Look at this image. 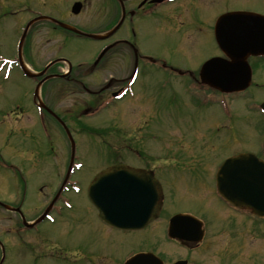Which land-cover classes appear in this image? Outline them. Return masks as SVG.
<instances>
[{"label":"rangeland","instance_id":"1","mask_svg":"<svg viewBox=\"0 0 264 264\" xmlns=\"http://www.w3.org/2000/svg\"><path fill=\"white\" fill-rule=\"evenodd\" d=\"M205 2L206 0H190L188 2L184 11V17L187 19L186 26L185 28H182L180 32L176 30L173 32L170 31L168 29L170 22L168 20H161L157 22L155 16L147 22H139V27L144 31V35L140 39L142 50L155 56L156 58L167 57L171 64L184 69L193 70H195V68L198 67L206 58L215 55L216 47L211 43L209 24L207 23L206 18L207 16H203L202 14V12H204L205 15L207 13L209 15V8L205 7L203 4ZM32 5L36 6L35 3ZM214 5L218 8L224 7L230 9L239 8L255 10L257 7L264 10V0H216ZM19 7L21 8V11L18 13L17 21L19 18H22V0H14L11 7L7 6L8 10ZM9 16H5L0 20V56L2 57L16 56V31L13 19ZM24 16H26V13H24ZM83 18H87L90 21L89 16H84ZM108 18L109 17H107V19ZM101 22L102 20L96 21L95 24H99ZM197 24H199L201 28H203L204 24H206L207 28L200 31L198 33V37L196 39H192L193 42H185L183 37H180V34H183L184 31L188 33L186 34V37L190 35V32L194 34V29H196ZM57 35L60 38V35ZM185 40L187 41L186 38ZM65 43L66 45L64 46H56L54 48L56 54L70 56L73 60L75 59L77 61L81 59L91 60L93 54L97 51L96 48L99 47L98 41L90 40L89 38L77 37L68 39ZM54 55L55 53L53 52L50 55L44 53L37 65H43ZM10 66L12 68V73L8 77L3 79L2 75H0V153L8 162L16 163V166H20L22 168L25 178L24 180L27 185V202L24 208L26 210V215L30 216L32 213L33 215L39 213V210L44 208L45 201L40 203L39 201L40 194H42L41 192L43 191L45 184L54 188L52 190L53 193L57 190L63 174L61 172L65 169V165L69 157V149L67 142L57 125L50 124V126H48V130H43L40 126H29L30 124L28 122L33 123L34 120L32 116L37 113L32 99L35 82L24 76L16 65L11 64ZM167 73L169 72L157 69V66H151L148 69L146 67L142 68L135 84V90L142 98L140 104L145 101L144 105L142 107H140V104L138 105L137 96L133 100H126L129 98L131 93L126 94L125 97H120L116 101V104L118 105L117 110V105L113 104V106H116L112 107V109H109L101 116H104V118L98 117L93 120H89V123L99 124L108 120H113L114 127H124L125 124L129 122L132 112L137 113L142 108V113H146L151 110L149 115L150 126L147 134L145 133V135H150L154 133V131L160 134V150L156 148L154 150L155 154H152V142H156L157 140L155 139L151 143H144L143 147L139 145L138 147L142 150V152H140L141 159H137L139 163L146 164L148 167L155 166L157 170L164 173L173 170L172 166H170L169 169H165L162 167L164 165L179 166L177 162L180 160V157H177V155L180 154H176L175 156L173 155L172 159L176 162V164H172L170 162L158 164V159L165 152V145L163 144L168 142V144L172 143V150L185 151L187 155H190L188 160H192L195 155L198 158L201 156L202 159H200V162L206 166L205 169H208V165L209 167L212 165L211 168L208 169V175H206L204 181L201 182L202 185L196 184L198 191H204V199L197 194L198 191L196 192V189L191 182V177L188 179L189 181L184 178L180 179L183 183L185 192H196L195 194H197L196 197L198 199V203L192 207V212L194 214L199 217L209 219L210 213L207 210V205L212 203L217 209H211L208 207L212 214L211 220H207L210 229L209 234H212V237L208 240L206 246L203 244L204 246L202 245L203 247H200L205 255V264H264V224L260 225L251 220L248 226V222H246L243 218H238L236 225L241 228L244 241H248L246 248L244 249L243 246V248L239 250L238 257L236 259L238 262H236L234 260L235 257L229 255L230 252L228 248L230 245L229 242H227L229 236L222 233V229L225 228L226 225H233L234 220H229V215L218 211L220 210V207L217 203L213 202V194L210 192V188L212 187V172L214 171L215 166L212 163L216 164L225 159L227 156L243 152L245 149L256 145L255 142L250 140H256V142H258L260 139L259 128L255 137H253L255 135L253 129L250 131L251 137L241 135L242 131L253 127V115L255 114L245 112L243 110L244 102L243 100H240L241 103L238 109V105H231L232 110H235L239 116H234L232 114V117H225L221 110V106L214 105V110L213 107L206 106V104H198L197 96L190 94L191 92L189 93V91L186 90V85L182 84L184 80H186L185 78L180 77L176 79L179 81L178 84L181 89L179 88L178 90H175L170 84L165 85ZM102 76L104 77L105 74H102ZM192 85H194L193 88L201 87L204 89L202 85L198 83H194ZM48 90L49 99L51 100V97L55 94V90L54 88H51V86L48 87ZM51 92L53 94H51ZM107 95L108 94L104 96ZM211 95L213 100H217L219 96H222L219 93H212ZM93 99V96L90 95L89 97L86 93L83 94L82 92H79L65 97L62 101L57 100L54 105L60 110L66 112L72 111V109L77 106H85L86 102L97 105L98 101L90 102ZM120 100L124 101L118 102ZM148 103L150 104L149 108L147 107ZM15 106L18 107V110L12 111ZM22 108H26L30 112V116L25 115L23 117V120L26 122L25 125L27 126L25 128H22V121L20 120ZM46 119L48 122L51 120L48 119V117H46ZM47 121L46 123L48 124ZM209 121L214 122L213 124H210ZM133 122L138 124L140 122V115H136V120ZM224 123H226L227 126L232 124V126L221 132L216 130L218 126L224 125ZM235 127L239 131L237 134L238 141L229 136V132H227ZM214 128L215 132L212 131L211 134L206 133L209 129ZM177 133H179V136H176ZM130 134L136 136V130H132ZM75 138L77 141V154L79 155L81 161H83V165L76 172V176L81 181L84 189L83 192L85 193L91 180L118 157L115 155V151L110 147V144H112L111 138H108L105 142L100 143L99 136L97 134L89 135L87 131H85V134L76 133ZM125 144L127 145L126 149L129 151L130 147L134 145L127 142H125ZM145 144H148V148H146L148 154L143 152ZM58 147H61L64 151L62 165L61 153L58 155L60 161L59 165H61L60 167L52 164L54 163L52 160L53 153ZM171 152L175 154L173 151ZM34 153H36V159L38 160L37 167L32 164L35 159ZM187 155H182L181 159H186ZM172 159H170V161ZM191 163L196 162L192 161ZM183 168L185 169V166ZM183 168H177L176 173H184ZM203 168L204 167L201 169L198 168L197 170L200 172L205 170ZM6 171L11 172L9 170ZM186 173L188 172L186 171ZM203 173L205 172L203 171ZM0 183V197L3 198L2 196H7L9 191L19 189V185H22V179L17 180L16 178L9 177L8 180H2ZM203 185L205 186L204 189L201 188ZM84 193L73 196V200L76 202L75 209L67 212L65 211L64 217L59 218L56 224L46 221L41 224L37 230L30 229V231L35 234L42 231V234L46 235L58 232L61 233L62 231L68 232V229L72 227L71 231L75 233L74 236L71 237L72 239L75 238L79 229L83 228L84 230L89 231V248L100 247V245L106 244L111 236H113V240L109 242L108 249H106V252H108L112 258L115 257V253H117L118 257L123 258L128 249L138 251L155 243L154 239L141 240L138 238L139 236H145V231L121 233L114 230L108 231L106 228L102 227L96 220L95 211L93 207L89 205ZM46 194L48 196L51 195V187L46 188ZM176 195L178 198V200H176L177 204L175 206L167 205L168 211H183L181 207L185 204L183 203L185 196L176 193L174 194V197ZM170 196H172V194H170ZM84 210H86L87 218L83 217ZM17 219L19 218L14 213H8L3 210L2 212L0 211V231H5L4 233L7 235L8 229L16 228L15 231H11L12 235H10L7 240L4 238L5 236L2 235L6 245L4 264H32L30 258L31 255L27 252L23 253L22 251L20 241L22 235L18 233L19 230L17 229L18 227L16 223ZM158 226L162 229L161 223ZM259 227L262 232H259ZM30 235L31 234L29 233H25V236L32 238ZM70 246H72V243ZM173 249L175 255L171 256L170 252H168V256L172 257V259L185 256L182 254V249H179L176 246H173ZM197 250L198 249L192 251V254H194ZM201 254L202 253H200L199 250L198 256ZM78 259L79 257L74 258L73 260ZM54 264L74 263L63 261Z\"/></svg>","mask_w":264,"mask_h":264},{"label":"water","instance_id":"2","mask_svg":"<svg viewBox=\"0 0 264 264\" xmlns=\"http://www.w3.org/2000/svg\"><path fill=\"white\" fill-rule=\"evenodd\" d=\"M259 26L263 27L264 28V20H261V23L259 24ZM262 32L261 33V37L264 38V30H261ZM236 58H238V63L240 64L241 62H244L245 63V58L246 56L244 55H237L235 56ZM211 63H212V60L208 61L206 64H205V68H210L211 67ZM241 71V67H239V70L237 71V73H239ZM238 82V81H237ZM235 82V83H237ZM241 86H244V85H241ZM232 161H236V162H239L240 164H244V168L246 169L249 166L253 165L254 163L255 164H260L258 162V160L252 156H249V155H246V154H243V155H240L239 158H235V159H232ZM231 164V163H230ZM229 164V165H230ZM236 170H240L239 168H237ZM131 171L128 170V169H124V168H121V167H115L113 169H110V170H107L105 172L102 173V175L100 176V181H98L97 185L98 186H103L104 184L106 183H109L110 180H111V177H118V178H126L128 176L131 175ZM243 174V173H242ZM241 173L239 175H242ZM246 175H249L250 178L249 180L251 181V191L254 190L256 191L257 194L261 195L264 197V176H261L262 177V180L261 182H258V177H260V173H245ZM247 178V176H245ZM234 179V178H233ZM242 179V178H240ZM153 203L152 204H155V197L153 198ZM135 201H139V202H143L144 199L141 197V195H137V194H130L126 200H124V202H135ZM127 205H125V208H121L120 211L122 212V214L120 215V218H123V219H126L128 217H132L134 215L130 214V211L132 210H136V209H139V210H142L143 207H139V208H126ZM257 213L259 214H264V211H261V210H256Z\"/></svg>","mask_w":264,"mask_h":264},{"label":"flooded vegetation","instance_id":"3","mask_svg":"<svg viewBox=\"0 0 264 264\" xmlns=\"http://www.w3.org/2000/svg\"><path fill=\"white\" fill-rule=\"evenodd\" d=\"M139 1V0H138ZM150 7L148 6L147 8H145V9H149ZM136 9L133 11V13L135 14L136 13ZM132 17H135V15H133Z\"/></svg>","mask_w":264,"mask_h":264}]
</instances>
